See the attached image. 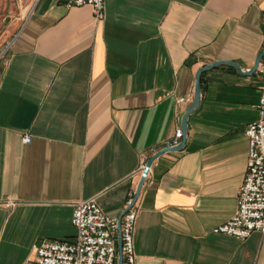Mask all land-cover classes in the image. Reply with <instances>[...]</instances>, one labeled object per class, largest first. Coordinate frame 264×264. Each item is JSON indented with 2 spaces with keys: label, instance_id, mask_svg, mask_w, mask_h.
I'll return each mask as SVG.
<instances>
[{
  "label": "crops",
  "instance_id": "1",
  "mask_svg": "<svg viewBox=\"0 0 264 264\" xmlns=\"http://www.w3.org/2000/svg\"><path fill=\"white\" fill-rule=\"evenodd\" d=\"M65 1L0 0L30 7L0 56V264L72 238L74 204L89 198L110 217L137 210L134 264H264V233L212 232L235 214L246 169L264 0H105L101 20ZM217 60L241 71L201 73L184 146L153 159L127 204Z\"/></svg>",
  "mask_w": 264,
  "mask_h": 264
},
{
  "label": "built area",
  "instance_id": "2",
  "mask_svg": "<svg viewBox=\"0 0 264 264\" xmlns=\"http://www.w3.org/2000/svg\"><path fill=\"white\" fill-rule=\"evenodd\" d=\"M65 4L68 7L89 5L95 19L104 17L105 0H66ZM257 70L264 71V55ZM245 134L248 139L246 169L237 193L236 212L212 229L213 233L238 239H245L254 231L264 233V87L260 90L257 117L247 124ZM181 137L182 130L177 127L174 134L166 139L164 148L177 146ZM21 141L29 143L31 136L23 134ZM127 204H131L130 198ZM136 218L137 210L132 207L118 219L108 216L95 198L77 201L71 216L74 236L40 239L33 245L34 258L25 264H116L119 239L122 264H134Z\"/></svg>",
  "mask_w": 264,
  "mask_h": 264
},
{
  "label": "water",
  "instance_id": "3",
  "mask_svg": "<svg viewBox=\"0 0 264 264\" xmlns=\"http://www.w3.org/2000/svg\"><path fill=\"white\" fill-rule=\"evenodd\" d=\"M264 55V50L258 55V57L256 58L252 68L250 69V73L254 72L257 68V64L259 62V60L261 59V57ZM220 64H226L229 66L234 67L236 70L241 71L240 67L234 63L233 61L230 60H217V61H212L210 63L205 64L204 66L200 67L195 75V85H194V93H193V99L191 101V103L187 106V108L185 109V111L183 112V114L181 115L180 118V126H181V130H182V137H181V141L177 146L174 147H166L163 148L159 151H157L155 154H153L145 163V165L142 168L138 183L136 185L135 191H134V197L133 200L131 202V204H133L136 200V198L138 197L142 184L145 180V177L148 173L149 170V166L151 164V162L153 161V159H155L158 155L162 154L163 152L166 151H171V150H179L184 146L185 143V139H186V133H187V118L189 116V114H191L199 105L200 102V95H201V82H200V76L201 73L204 72L205 70H208L214 66L220 65ZM118 226L120 227V220L118 222ZM118 247H119V255H118V261L117 264H122L123 261V257H122V252H121V242L119 239V243H118Z\"/></svg>",
  "mask_w": 264,
  "mask_h": 264
},
{
  "label": "rangeland",
  "instance_id": "4",
  "mask_svg": "<svg viewBox=\"0 0 264 264\" xmlns=\"http://www.w3.org/2000/svg\"><path fill=\"white\" fill-rule=\"evenodd\" d=\"M29 5H11L0 10V56L9 48L13 42V37L23 24V20L29 12ZM9 15L7 20L4 16ZM3 37V38H2ZM2 38V39H1Z\"/></svg>",
  "mask_w": 264,
  "mask_h": 264
}]
</instances>
